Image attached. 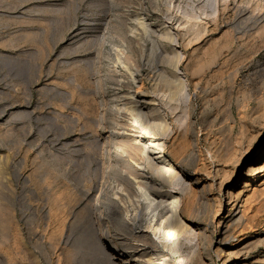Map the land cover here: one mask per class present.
<instances>
[{
  "label": "rangeland",
  "instance_id": "rangeland-1",
  "mask_svg": "<svg viewBox=\"0 0 264 264\" xmlns=\"http://www.w3.org/2000/svg\"><path fill=\"white\" fill-rule=\"evenodd\" d=\"M263 165L264 0H0V264H264Z\"/></svg>",
  "mask_w": 264,
  "mask_h": 264
},
{
  "label": "bare ground",
  "instance_id": "bare-ground-1",
  "mask_svg": "<svg viewBox=\"0 0 264 264\" xmlns=\"http://www.w3.org/2000/svg\"><path fill=\"white\" fill-rule=\"evenodd\" d=\"M176 81H178V80H176ZM169 82V81H168ZM179 85H180V89L183 91L184 89H185V81L184 80H182V79H179ZM174 91V90H173ZM177 92H178V90H177ZM176 92V93H177ZM168 93V92H167ZM171 93H172V91H171ZM168 95V94H167ZM174 95V94H173ZM170 98H171V96H169ZM168 97V98H169ZM169 98V100H172V99H170ZM173 98V97H172ZM178 99V98H177ZM172 102V101H171ZM168 126V125H167ZM166 127V126H165ZM133 142H134V147H135V145H136V147L137 148H139L140 150H141V155H140V162H138V163H140V164H138L137 162V167L139 166V168H137V169H142V164H144V163H150V162H157L158 161V163H155V164H157V165H161L160 166V168L162 167V166H164V168L166 167H168V171L171 173V174H173V173H175V171H174V169H173V167L171 166V165H167L166 163H164V161H162L163 159H162V157L160 156V152H156V153H154L153 155L151 154V152L149 153V145H150V143H151V141H148V140H145V139H142V138H140V137H134L133 138ZM155 144V143H154ZM157 144L158 143H156V145L155 146H157ZM160 145V144H159ZM151 146H152V144H151ZM154 146V145H153ZM154 146V147H155ZM135 147V148H136ZM156 148V147H155ZM157 148H158V146H157ZM139 150V151H140ZM157 150V149H156ZM159 151H160V148L158 149ZM154 151H155V149H154ZM147 164V165H148ZM155 164H149V165H155ZM148 167V166H147ZM159 168V169H160ZM164 168H162L164 171H165V169ZM143 170V169H142ZM141 170V171H142ZM163 170L161 171V172H163ZM166 170V171H167ZM140 171V170H139ZM160 171V170H159ZM168 172V173H169ZM247 173H249V170H247L246 171V173H245V177H247L248 176V174ZM167 174V173H166ZM170 174V175H171ZM253 175H254V177H262V176H264V165H263V167H261V168H257V169H254V171H253ZM245 182H246V180H245ZM244 182V183H245ZM247 184L248 183H246V186H247ZM232 194H231V191L229 192V196L227 197L228 198V201H231V199H232V196H231ZM175 200V199H174ZM177 200H175V202H176ZM175 202H172V203H175ZM178 202V201H177ZM236 202V201H235ZM139 204V203H138ZM177 204V203H176ZM176 204H172V206H175ZM179 204V203H178ZM178 204L176 205V207L174 208V207H172V208H174V213H175V215H177V211L179 210L178 209ZM228 204V203H227ZM233 204V202H231V204H229V206L231 207H233V206H235V204L234 205H232ZM137 206V205H136ZM136 206H134V207H136ZM133 207V206H132ZM132 210V209H131ZM172 210V209H171ZM172 212V211H171ZM179 212V211H178ZM137 213H138V211H137V209H133V211L130 213V211H126V214L124 213V215H126V218H128V220H130V222H132L133 221V223L136 221V217H138L137 216ZM173 213V212H172ZM230 213V211L228 212V214ZM131 214H133V216H131ZM123 215V216H124ZM174 215V214H173ZM175 219H176V217L178 218V215L177 216H173ZM173 217L171 218V219H173ZM169 219V218H168ZM125 220V219H124ZM166 220V219H165ZM169 221V220H168ZM162 222H164V221H162ZM165 223V222H164ZM177 223H179V222H177ZM160 224H162L161 222H160ZM160 224H158L159 226H157L156 224H154V225H152L151 226V224H150V227L149 226H147V228L144 230L143 229V231H141L140 233L142 234L140 237H145L146 235H148L149 234V232L151 233L152 232V236H153V238L157 241V234H159L163 229H165V228H163L162 229V226L160 225ZM148 225V224H147ZM178 226V225H177ZM176 226V227H177ZM180 226V225H179ZM164 227V226H163ZM173 229V228H172ZM176 229V228H175ZM174 229V235H175V233H178V232H180V230L182 229V224H181V229H180V227L177 229V230H175ZM142 230V229H141ZM164 231V230H163ZM173 231V230H172ZM171 231V232H172ZM139 233V232H138ZM163 233V232H162ZM166 233V232H165ZM164 233V234H165ZM172 234V233H171ZM181 234V233H180ZM179 234V235H180ZM138 235V234H137ZM160 235H161V233H160ZM167 235V234H166ZM168 235H170V233H168ZM174 235H172L173 237H174ZM147 237H150L149 235L147 236ZM158 238H160V237H158ZM151 239V238H150ZM149 239V240H150ZM150 242H152V241H150ZM147 246H145V248H146ZM141 248V247H140ZM138 250V249H137ZM144 253H146V252H144ZM139 254V253H138ZM150 261V260H149ZM149 264H151V262H149Z\"/></svg>",
  "mask_w": 264,
  "mask_h": 264
}]
</instances>
